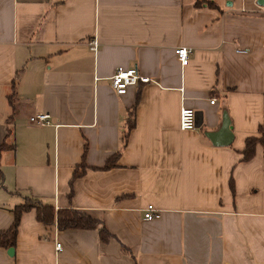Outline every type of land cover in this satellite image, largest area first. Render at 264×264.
I'll return each instance as SVG.
<instances>
[{"label":"crops","instance_id":"obj_1","mask_svg":"<svg viewBox=\"0 0 264 264\" xmlns=\"http://www.w3.org/2000/svg\"><path fill=\"white\" fill-rule=\"evenodd\" d=\"M179 48L191 50L184 66ZM117 68L150 82L117 96ZM183 108L201 114L200 128L180 130ZM37 114L49 124L29 125ZM224 114L232 142L215 146L205 134ZM261 127L257 0H0V145L10 148L0 158V232L27 196L101 223L60 231L23 213L0 264H264L262 146L241 161Z\"/></svg>","mask_w":264,"mask_h":264},{"label":"trees","instance_id":"obj_2","mask_svg":"<svg viewBox=\"0 0 264 264\" xmlns=\"http://www.w3.org/2000/svg\"><path fill=\"white\" fill-rule=\"evenodd\" d=\"M202 4V1H197L196 5ZM10 106L13 108V101L10 98ZM11 119V117H10ZM11 123L8 122V125ZM134 126L133 120V112L129 117L128 121V130L132 129ZM10 133V132H9ZM8 133V134H9ZM259 137H250L245 140V147L242 152V162L249 161L253 158L256 146L259 144L263 148V157H264V128L261 127L258 130ZM124 144L126 143V136L123 139ZM10 149L5 143L0 145V158L1 154ZM117 155H114L106 165L101 168V170L110 169L114 166V160L117 158ZM85 165L82 164L78 165L73 173L70 187L72 188L73 181L79 177H81L85 173ZM3 181V174L0 170V183ZM230 190L234 194V185L232 180L229 183ZM72 197V189L69 193V198ZM34 211L36 215V220L38 223L42 224L46 228L56 227L57 230H85V231H94L98 228L101 223L97 220H94L90 216L77 212L73 209H59L55 210L52 205L44 204L39 199H36L32 196H27L24 198L23 203L15 206L12 210L14 214V220L12 222L11 227L4 232H0V247L4 248H14L15 245V238L17 234V229L19 226L20 218L23 213ZM99 237L101 242L107 243L111 239V235L107 232V230L102 226L99 229ZM125 252H128L124 248Z\"/></svg>","mask_w":264,"mask_h":264},{"label":"built area","instance_id":"obj_3","mask_svg":"<svg viewBox=\"0 0 264 264\" xmlns=\"http://www.w3.org/2000/svg\"><path fill=\"white\" fill-rule=\"evenodd\" d=\"M95 47V44L93 43ZM191 53V50L186 48H179L175 50V55L178 62L184 66L188 60V55ZM150 82V79L144 76H141L136 68L123 69L117 68L114 74L110 78V84L117 96H123L126 94L127 90L130 87L137 86L138 84H147ZM215 100L211 101V104H214ZM50 116L48 114H37L31 116L28 119V123L31 126L43 127L49 124ZM195 119L196 113L192 109L183 108L180 110L179 115V128L182 131H191L195 129ZM155 210L152 206H148L144 212V218L146 220H152L156 218ZM56 251L60 252L62 246L60 243H56Z\"/></svg>","mask_w":264,"mask_h":264},{"label":"water","instance_id":"obj_4","mask_svg":"<svg viewBox=\"0 0 264 264\" xmlns=\"http://www.w3.org/2000/svg\"><path fill=\"white\" fill-rule=\"evenodd\" d=\"M257 5L260 7H264V0H257ZM196 113L195 119V128H200L201 126V114L199 112ZM205 136L212 142L215 146H228L232 142V135L230 132V122L226 116V114L222 115V124L221 129L216 133H206ZM8 255H13V249L10 248L8 250Z\"/></svg>","mask_w":264,"mask_h":264}]
</instances>
